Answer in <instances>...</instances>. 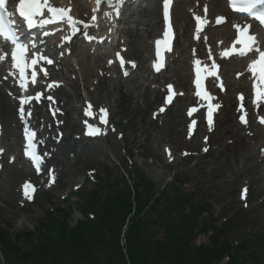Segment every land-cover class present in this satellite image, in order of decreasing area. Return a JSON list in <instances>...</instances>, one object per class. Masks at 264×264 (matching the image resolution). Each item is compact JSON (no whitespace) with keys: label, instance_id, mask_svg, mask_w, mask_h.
<instances>
[{"label":"rangeland","instance_id":"rangeland-1","mask_svg":"<svg viewBox=\"0 0 264 264\" xmlns=\"http://www.w3.org/2000/svg\"><path fill=\"white\" fill-rule=\"evenodd\" d=\"M135 20L137 22L129 26L127 40L130 46L129 55L139 61L141 70L134 78L123 81L115 73L109 72L104 76L102 73L105 61L96 60L100 65L93 68L94 75L90 77L87 86L88 98L97 106L110 108L115 127L111 128L106 139L77 143L73 140L74 134L81 131L80 109L83 108L82 101L86 99V96H80L77 84L79 78L86 79V71L80 73V67H76L73 58L67 61L65 73L58 77L66 83L60 96L66 103L68 112V120L63 130L66 138L58 151L57 171L60 175V187L41 193L35 204L22 207L18 190L25 177L15 176L19 165L7 166L5 172L0 173V235L6 234L17 242L21 250L30 252L34 243L17 241V238L24 239L26 233L37 231L54 207L61 208L71 215V227L84 220L77 206L88 203V197L83 193L89 172L94 171V176L113 184L110 186L125 183L132 185L137 174H141L157 194L166 186L164 193L170 198L167 202L161 200L158 208L160 211L167 206L171 210L178 208L172 214L176 223L179 222V209L187 211L186 213L189 211L187 206H179L178 200L174 199L173 192H170L173 185L174 191L181 197L189 196L192 205L195 206L198 202L207 204L209 211L203 215V220L208 228L204 232L196 230L191 242L194 247L210 245L216 234L213 227L219 228L225 223L230 224L234 219H242L232 226L225 224L223 228L226 229L228 238L237 244L244 235L260 234L262 241L258 253L264 256V186L262 165L256 159L259 146L264 140L249 138L246 131L238 126L237 115L234 114L235 92L223 97L227 107L220 115L217 129L209 137L207 144H203L201 139L203 133L192 141H187V121L184 113L189 99L179 100L170 114L157 122L154 121L152 117L160 104V91L156 85L149 82L145 49L151 48L150 37L155 32L150 34L143 23L149 22L152 27L159 17L146 11L144 14L140 12ZM82 54L87 55L88 52L83 51ZM76 57L78 60V52ZM183 58H180L179 53L172 71L157 80L161 82L169 78L167 80L174 81L181 89L187 88L189 78L186 85L183 77ZM90 61L95 62L93 58ZM1 83L0 80L3 143L9 145L14 138H18L16 149L10 150L17 153L21 140L16 128L15 108L6 97V89H3ZM228 129L230 133H226ZM204 146L210 148L207 154L202 153ZM166 149L171 151L174 160H178L170 163L169 158L165 157ZM184 152L192 155L182 157ZM175 175H182L185 179L178 180ZM244 185L250 187V200L246 207L239 200V192ZM56 215L58 216L57 212ZM156 218L157 214L154 216V219ZM157 231L158 238L165 237L161 229ZM1 244L0 242V264H18L13 256L9 257Z\"/></svg>","mask_w":264,"mask_h":264},{"label":"trees","instance_id":"trees-1","mask_svg":"<svg viewBox=\"0 0 264 264\" xmlns=\"http://www.w3.org/2000/svg\"><path fill=\"white\" fill-rule=\"evenodd\" d=\"M174 188H170L174 199L189 211L179 209L178 223L172 217L178 208H158L169 195H155L140 175L133 190L127 184L97 185L87 194L89 203L78 206L84 220L74 227L63 209L49 212L37 231L17 238L34 243L30 252L21 250L6 234L1 233L0 241L18 264H264V256L258 253L262 237L257 233L242 237L233 249L228 239L222 240L226 229L213 227L216 235L211 246L194 247L191 242L196 230L208 228L203 215L209 208L206 203L192 205L189 196L181 197ZM160 229L163 238H158ZM226 257L229 262L224 263Z\"/></svg>","mask_w":264,"mask_h":264},{"label":"snow or ice","instance_id":"snow-or-ice-1","mask_svg":"<svg viewBox=\"0 0 264 264\" xmlns=\"http://www.w3.org/2000/svg\"><path fill=\"white\" fill-rule=\"evenodd\" d=\"M11 0H0V37H3L5 40H10L11 44L15 46L14 51L11 53V59L14 63V67L19 71V77L21 81V87L27 91L28 90V82L29 79L31 83L34 85L38 79V72H37V65L43 61L45 64L51 65L54 61L44 55H38L34 58L30 59L28 57V45L26 43L21 42L20 37L18 35V30L14 27V21L12 19L13 12L9 10V4ZM107 3L108 7L113 10L115 15L119 16L120 7L123 4V0H96V9L93 11H98L99 7L102 3ZM172 0H164V18L166 21L169 19V6L171 5ZM230 6L232 7L233 11L238 13H245L248 15L249 18L258 21L261 25H264V0H229ZM15 10L18 13V16L24 20L27 24V27L33 28L37 26L36 18L43 17L45 12L49 14V18L43 19L40 21L41 26L46 25L49 23L54 22H66L71 28V35L66 36L64 39L68 42L71 41L72 36H75L81 29L78 27V24L83 25L84 32L83 34L87 37L89 41L94 39V37L89 36L87 29L90 26H97V16H91V25L89 23H85L84 21H79L75 19L72 15H70L71 9H65L63 7L54 6L50 0H16L15 3ZM205 13H207V7L204 9ZM112 13L106 12L105 15H111ZM225 20L224 17H218L216 19V23L220 24L223 23ZM196 21L198 24L197 27V39H199V32L203 29V27L207 24L206 18H202L201 16H196ZM238 32V36L234 43L232 44L230 49H227L221 53L222 57H230L232 55L238 54L240 56H245L249 53L257 54V58L253 59L249 64V71L252 73L254 77L257 78V83L255 84V103L259 106L262 102H264V50H262L256 41L255 35L251 34L250 29L251 25L235 26ZM48 33H45L47 35ZM173 39V29L172 25L169 22L167 31L163 34V39L156 41V48H157V57L158 63H156L155 68L157 71L163 66L164 63V55L163 53L166 51H171V41ZM237 45H240L237 48ZM35 47V44L32 45ZM8 56L7 53L4 55H0V61L6 59ZM125 63L123 57L120 58V64L123 66ZM196 96L199 97L201 100L207 102V120L209 125V130H211V126L213 124V113L220 107L219 104H214L213 100L214 97L210 92L206 89L205 79L207 77H217L216 71L213 69L218 68V65L215 64L213 61L212 66L209 67H201V61L196 60ZM132 66L135 67L134 62ZM29 69H31V75L29 77ZM40 72L43 73V76H47V69L41 67ZM205 73V75H202ZM124 75L127 76L128 72L125 71ZM217 79H219L217 77ZM58 86V85H57ZM171 88V86H169ZM220 87L222 88L223 85L221 84ZM42 93H37L34 96H26L24 98H20V107L18 109V114L21 120H24L25 115H31L30 112L26 113L24 105H28L32 102L33 99L39 101L42 97ZM48 100H51L52 97H46ZM240 101L243 102L244 96L241 94L239 97ZM168 103L172 102V97H168ZM91 105L88 106L87 115L91 116ZM243 103H241L240 108L243 110ZM165 109L162 107L160 112H163ZM197 109L194 107L190 112L189 115H192ZM103 116L101 117V121L103 124H107V110L101 109ZM55 115V112H53ZM240 120L242 123L247 124V119L245 115L240 116ZM87 123V122H86ZM260 123L264 124V116L260 117ZM195 126V121H193V127ZM115 129H113L114 131ZM88 134L92 136L101 135L102 130L98 127L93 125H88ZM25 136L27 139V144L25 147V155L28 156L32 162L34 163L35 167L39 170L40 166L43 163V158L37 152V146L35 144L36 132L30 130L28 128L25 129ZM207 148H204V151H207ZM3 150L0 149V152ZM187 155V153H184ZM171 156V153L169 152ZM14 159V158H13ZM54 180V177H53ZM32 188L30 184L25 185V195L31 199L32 194L29 192V189ZM34 191V189H32ZM246 192V189H245Z\"/></svg>","mask_w":264,"mask_h":264},{"label":"bare ground","instance_id":"bare-ground-1","mask_svg":"<svg viewBox=\"0 0 264 264\" xmlns=\"http://www.w3.org/2000/svg\"><path fill=\"white\" fill-rule=\"evenodd\" d=\"M61 2L64 3V4H66L68 7H73L74 4L72 5V2H75V4H77V13L79 14V16H84V17L86 16L87 17V12L88 11L87 12L86 11H83V12L80 11V8L81 7H84V8L87 7L85 3H80L78 0H62ZM95 6L96 5L93 4L92 5V9H95ZM211 6H212V11L214 13H216L217 12L216 3H212ZM100 9H102V8H100ZM130 15H132V14H130ZM128 20H131V19H128ZM86 22H89V23L91 22L90 17L87 18V21ZM132 23H134V22L132 21ZM190 24H191L190 16H187L186 15V12L184 10H181V13H179V17H178V27H179V32L182 35V36H180V40H179V48L181 49L183 55L186 54V49H187L186 48V45L189 44L190 43V40H191L187 36V33H188L189 29H190ZM155 27L157 28V25H155ZM229 34H230V31H229V28H227V27H223L221 29H215L213 31V34H212V39L213 38L223 39L225 36H227ZM125 35H128V30H126L124 32V35H123V37H121L122 40L120 42H122V44L124 42V45H122V46L127 47V36H125ZM145 52L147 54L149 53L147 49H145ZM75 59H76V57H75ZM87 60H91V59L90 58H87ZM89 62L90 61H88V62L86 61L85 55L82 54L81 52L79 53V59L78 60H75L76 66H78V67L80 66V70L81 71H83V70L86 71L85 72L86 73V79L85 80L79 79L78 89L81 91V94L82 95H87V96H88V92H87V89L88 88H87V86L89 85V82H90L89 79H90V77H92L94 75V71H93V66L92 65H95L94 67H98L100 65V62H96L95 61L94 64L89 63ZM186 63H187V60L184 58L183 71H184V82H185V84H186V81H188V74H187V72L189 71L188 70V65ZM234 64H235V62L225 63L224 74H225L226 80H227L228 85H229L228 94H230L231 92H233L235 90L236 91L242 90L244 88V86L246 85L245 79H242L241 81H236L234 79V73L232 75V80L230 79L229 69ZM237 69H236V71H237ZM92 71H93V73H92ZM186 85H185V87H186ZM188 86H189V84H188ZM186 89H188V88H186ZM226 133H230L229 129L226 131ZM13 144H16V139L13 140ZM256 159L258 161H260V157L259 156H257ZM261 163H262V161H261Z\"/></svg>","mask_w":264,"mask_h":264}]
</instances>
